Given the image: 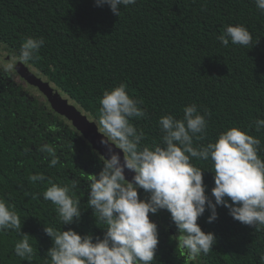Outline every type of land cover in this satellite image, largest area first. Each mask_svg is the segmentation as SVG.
Segmentation results:
<instances>
[{
    "label": "trees",
    "instance_id": "1",
    "mask_svg": "<svg viewBox=\"0 0 264 264\" xmlns=\"http://www.w3.org/2000/svg\"><path fill=\"white\" fill-rule=\"evenodd\" d=\"M236 24L252 33L251 45L222 46L217 36ZM28 37L43 38L44 44L24 64L91 120L99 116L103 92L126 84L128 94L143 101L144 116L130 121L145 134L141 146L161 143V116L180 119L184 107L195 103L210 116L204 138L194 139V146L238 126L261 140L258 154L264 159V129H255V120L264 119V14L254 0H137L121 6L119 16L94 0H0V41L18 51ZM49 125L59 131H49ZM44 144L56 147V167H49L50 158L39 150ZM103 159L47 101L28 97L14 79L0 76V198L15 206L21 232L30 236L34 249L31 261L21 259L14 252L20 233H0V264H51L47 251L53 242L44 227L103 237L104 225L87 207L90 176L102 170ZM192 163L204 169L206 192L214 202L211 160L193 158ZM37 173L45 179L34 184L29 176ZM73 180L81 216L63 225L42 192L49 181L70 185ZM139 195L147 196L143 189ZM216 212L214 221L209 222L207 208L198 218L216 243L194 261L171 239L178 233L170 213H150L159 234L152 264H264V226L245 225L222 205Z\"/></svg>",
    "mask_w": 264,
    "mask_h": 264
},
{
    "label": "clouds",
    "instance_id": "2",
    "mask_svg": "<svg viewBox=\"0 0 264 264\" xmlns=\"http://www.w3.org/2000/svg\"><path fill=\"white\" fill-rule=\"evenodd\" d=\"M137 0H94L97 7L108 5L119 16L121 6L133 5ZM264 14V0H254ZM222 46L247 47L252 33L242 24L226 25L217 36ZM44 44L43 38H26L18 51L10 50L0 41V73L13 79L18 63H29ZM99 116L95 124L102 133L101 144L108 157L102 160V170L90 176L87 207L92 209L95 222L104 225L103 237L81 235L75 230H57L44 227L53 246L47 255L51 264H152L159 243L157 224L149 214L166 209L174 222L178 235L171 237L189 261L207 255L216 243L212 232H204L198 218L210 210L209 222L217 217L216 208L229 209L237 221L259 228L264 226V159L261 140L245 129L232 126L220 132L214 142L196 144L208 128L207 110L202 114L195 103L183 109L177 119L172 114L163 115L158 124L163 132L160 144L141 146L143 130L131 123V118H141L142 100L131 97L127 85L120 83L105 90L99 100ZM251 127V126H249ZM255 129H264V119L255 120ZM51 132L59 131L49 125ZM46 153L49 167L60 162L56 147L44 144L39 149ZM193 158L211 160L214 187L211 199L206 192L203 168L192 163ZM126 171L134 173L126 179ZM45 179L42 173L29 176L32 183ZM42 192L43 199L54 206L63 225L79 221L81 200L75 195L78 181L58 184L49 181ZM139 189L147 194L141 199ZM14 230L20 233L14 245L15 255L31 261L34 255L29 235L21 232V217L15 206L0 198V233ZM264 260V256L261 257Z\"/></svg>",
    "mask_w": 264,
    "mask_h": 264
},
{
    "label": "water",
    "instance_id": "3",
    "mask_svg": "<svg viewBox=\"0 0 264 264\" xmlns=\"http://www.w3.org/2000/svg\"><path fill=\"white\" fill-rule=\"evenodd\" d=\"M16 68L23 76L26 75L25 77L30 82L38 84L49 95L50 100L58 111L66 114L70 119L74 120L80 132H82L85 137L89 139V142L94 149L98 150L102 156L104 155L106 158L108 157L109 153L107 152V149L101 144L102 133L95 124L94 120H89L87 115L84 114L82 110L76 106V104L73 103L75 106L69 104L70 99L68 97L64 98L61 94H59L57 88L53 87L48 81L44 82L41 78L37 77L23 63H18ZM125 175L126 179L131 180L132 175L130 171H126Z\"/></svg>",
    "mask_w": 264,
    "mask_h": 264
},
{
    "label": "rangeland",
    "instance_id": "4",
    "mask_svg": "<svg viewBox=\"0 0 264 264\" xmlns=\"http://www.w3.org/2000/svg\"><path fill=\"white\" fill-rule=\"evenodd\" d=\"M24 64V63H23ZM25 65V64H24ZM26 66V65H25ZM29 69V68H28ZM35 75L37 76V77H39V78H41L44 82H47V80H46V78L44 77H40L38 74H36L35 73ZM26 76V75H25ZM25 76H23L22 75V73H20V71L19 70H17V68H16V72H15V76H14V80H15V82L16 83H18V84H20L22 87H23V91L24 92H26V94L28 95V97H38L42 102H48L49 103V105H50V107L56 112V113H58L59 115H61V116H63V117H65L75 128H77V130H79V128L77 127V125L75 124V122H74V120H72V119H70L66 114H64V113H61L60 111H58L55 107H54V105H53V103H52V101L50 100V98H49V95L38 85V84H35V83H32V82H30ZM9 78V77H8ZM51 84V83H50ZM51 88H53V87H51ZM53 89H55V88H53ZM58 92H59V94H61L64 98H65V96H64V94L62 93V92H60L59 90H58ZM69 104H72V105H74L73 104V102H71V101H69ZM75 106V105H74ZM89 120H91V118L89 119ZM80 131V130H79ZM81 133V135L89 142V139H87L86 137H85V135L82 133V132H80ZM89 135V134H88ZM98 151V150H97ZM103 157H105L104 155H103ZM106 158V157H105ZM131 175L133 176L134 175V173H131Z\"/></svg>",
    "mask_w": 264,
    "mask_h": 264
}]
</instances>
